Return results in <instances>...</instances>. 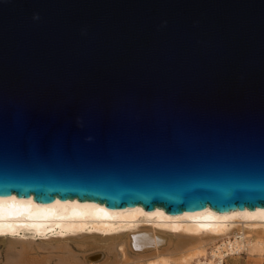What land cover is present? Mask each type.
<instances>
[{
    "label": "water",
    "instance_id": "95a60500",
    "mask_svg": "<svg viewBox=\"0 0 264 264\" xmlns=\"http://www.w3.org/2000/svg\"><path fill=\"white\" fill-rule=\"evenodd\" d=\"M11 193L264 210V0H0Z\"/></svg>",
    "mask_w": 264,
    "mask_h": 264
},
{
    "label": "bare ground",
    "instance_id": "6f19581e",
    "mask_svg": "<svg viewBox=\"0 0 264 264\" xmlns=\"http://www.w3.org/2000/svg\"><path fill=\"white\" fill-rule=\"evenodd\" d=\"M87 228L101 233L77 235L79 250L67 235L58 236ZM126 228L127 232H119ZM26 235L29 238L24 239ZM36 237L40 244L48 243L45 253L33 249ZM1 239L13 244L9 247L16 242L23 246L10 250L16 257L8 264H129L128 249L142 258L133 264H225V256L231 253L264 252V210L215 211L208 205L168 213L163 207L107 208L92 200L58 197L41 202L33 195L11 193L0 196Z\"/></svg>",
    "mask_w": 264,
    "mask_h": 264
},
{
    "label": "rangeland",
    "instance_id": "374dc122",
    "mask_svg": "<svg viewBox=\"0 0 264 264\" xmlns=\"http://www.w3.org/2000/svg\"><path fill=\"white\" fill-rule=\"evenodd\" d=\"M88 229L91 230V231H89ZM84 230H85V232H83ZM84 230L79 232V233L78 232L77 233H73V235L71 233H67V234L58 235V236L66 237V235H67L69 237L67 241H69L70 244H73V246L76 249L79 250L82 245H80V247H79V244H78L77 238H76L77 235H79L81 233L82 234L83 233H87V232L89 234H93V233H95L94 231H96V233H99V234L101 233L100 230H94V229H90V228H87V229H84ZM127 231H128V229L126 228V229L120 230L119 232H127ZM54 236L58 237L57 235H54ZM23 237H24V239L29 238L27 235L23 236ZM97 238H99V236ZM34 240L35 241H34V244H33V249L36 250V251H39L41 253L42 252L45 253L47 251L46 246H48L47 245L48 243L44 242V243H42L44 245L40 244V242H39L40 239L37 238V237L34 238ZM48 240L49 239H47L46 241H48ZM75 243H77V244H75ZM212 244L215 245V244H217V242L213 241ZM11 245H13V244L12 243L8 244L6 242H1L0 241V264H8V262H13L15 257H16L15 252H14L15 250L12 251L13 253H11L10 250H12V248H15L16 250H21V248L23 247L22 244L19 243V242H16V243H14V246L9 247ZM83 245H85V244H83ZM87 246L88 245H86L85 247H87ZM208 246H210V244ZM87 248H88V250L89 249L91 250L90 247H87ZM172 250H173V248H172ZM127 251L128 252H127L126 257L128 259L127 262L129 264H133L134 262H138L139 259L140 260L142 259L141 257H137L136 254L134 252H132V250L128 249ZM90 254H92V251L90 252ZM170 255H174V254L172 253ZM100 260H102V256L97 258V261H100ZM141 263L143 264L144 262H141ZM225 264H264V252H260V251H251L250 252V251L245 249V250H242L241 252L231 253V254H228L227 256H225Z\"/></svg>",
    "mask_w": 264,
    "mask_h": 264
},
{
    "label": "clouds",
    "instance_id": "9594fccd",
    "mask_svg": "<svg viewBox=\"0 0 264 264\" xmlns=\"http://www.w3.org/2000/svg\"><path fill=\"white\" fill-rule=\"evenodd\" d=\"M33 19H39V16L38 15H34Z\"/></svg>",
    "mask_w": 264,
    "mask_h": 264
}]
</instances>
